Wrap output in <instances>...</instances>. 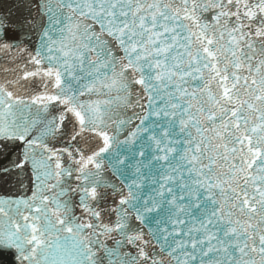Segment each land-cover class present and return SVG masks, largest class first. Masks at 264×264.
Returning a JSON list of instances; mask_svg holds the SVG:
<instances>
[{
  "label": "snow or ice",
  "instance_id": "1",
  "mask_svg": "<svg viewBox=\"0 0 264 264\" xmlns=\"http://www.w3.org/2000/svg\"><path fill=\"white\" fill-rule=\"evenodd\" d=\"M0 264H264V0H0Z\"/></svg>",
  "mask_w": 264,
  "mask_h": 264
}]
</instances>
